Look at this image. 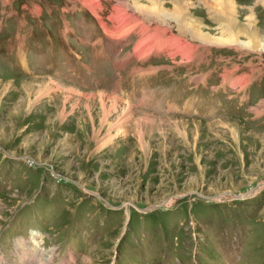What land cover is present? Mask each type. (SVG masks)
I'll return each mask as SVG.
<instances>
[{
    "label": "rangeland",
    "instance_id": "obj_1",
    "mask_svg": "<svg viewBox=\"0 0 264 264\" xmlns=\"http://www.w3.org/2000/svg\"><path fill=\"white\" fill-rule=\"evenodd\" d=\"M258 43L264 0H0V264H264Z\"/></svg>",
    "mask_w": 264,
    "mask_h": 264
},
{
    "label": "bare ground",
    "instance_id": "obj_2",
    "mask_svg": "<svg viewBox=\"0 0 264 264\" xmlns=\"http://www.w3.org/2000/svg\"><path fill=\"white\" fill-rule=\"evenodd\" d=\"M148 4H150V3H148ZM139 8V7H138ZM141 9V8H140ZM178 9V8H177ZM146 10V9H145ZM132 11H134V10H132ZM148 12H150L149 10H148ZM140 14V13H139ZM150 14V13H149ZM160 15V14H159ZM172 15V14H171ZM148 16V15H147ZM151 16V15H150ZM153 16V15H152ZM164 18H165V22H167L168 20H170V19H168V18H171V17H174L173 15L172 16H167V15H162ZM218 17V16H217ZM220 17V16H219ZM149 18V17H148ZM175 18V17H174ZM152 19V18H151ZM171 19H173V18H171ZM192 20V19H191ZM162 20H160L159 22H161ZM192 22H193V20H192ZM164 24V23H163ZM195 24V23H194ZM200 24V23H199ZM199 24L198 25H196V26H199ZM183 25V24H182ZM180 26V25H179ZM184 28V27H183ZM236 28V26L234 25V24H230V27L228 28V30L230 31H232L233 29H235ZM238 28H236V30H237ZM179 30H181V29H179ZM186 30L191 34V35H194V36H196V35H198L199 34V32H197V31H195V28H194V26H193V24L192 25H188L187 27H186ZM184 31H185V29H184ZM230 31V32H231ZM179 32V31H178ZM182 32V30L180 31V33ZM235 33V32H234ZM236 33H238V32H236ZM188 34V33H187ZM240 34V33H239ZM245 34V33H244ZM191 35H190V37H191ZM231 35V34H230ZM238 36V35H237ZM203 38V37H202ZM202 40V39H201ZM207 40V39H206ZM245 44V43H244ZM249 46H251V45H249ZM258 46L262 49V50H264V43H261L260 45H259V43H258ZM246 47H248V46H246ZM233 131V130H232Z\"/></svg>",
    "mask_w": 264,
    "mask_h": 264
},
{
    "label": "water",
    "instance_id": "obj_3",
    "mask_svg": "<svg viewBox=\"0 0 264 264\" xmlns=\"http://www.w3.org/2000/svg\"><path fill=\"white\" fill-rule=\"evenodd\" d=\"M5 152V151H4ZM6 153V152H5ZM89 192V191H88ZM94 194V193H93ZM95 195V194H94ZM246 195H248V194H243L242 196H246ZM104 202H105V204L107 205V206H109V207H114V206H111L107 201H105V200H103ZM159 205H161V204H159ZM151 207H153V206H151ZM151 207L149 208V207H147V208H145V209H151ZM155 207V206H154ZM138 209H140V208H138ZM141 211H143L144 210V208H141L140 209ZM118 242V241H117Z\"/></svg>",
    "mask_w": 264,
    "mask_h": 264
},
{
    "label": "crops",
    "instance_id": "obj_4",
    "mask_svg": "<svg viewBox=\"0 0 264 264\" xmlns=\"http://www.w3.org/2000/svg\"><path fill=\"white\" fill-rule=\"evenodd\" d=\"M111 11H112V9H111Z\"/></svg>",
    "mask_w": 264,
    "mask_h": 264
}]
</instances>
